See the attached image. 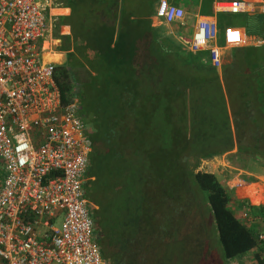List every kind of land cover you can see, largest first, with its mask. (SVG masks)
<instances>
[{"label": "trees", "instance_id": "1", "mask_svg": "<svg viewBox=\"0 0 264 264\" xmlns=\"http://www.w3.org/2000/svg\"><path fill=\"white\" fill-rule=\"evenodd\" d=\"M235 21L249 35L264 38L262 18L261 27L252 30L248 16ZM222 25L219 16L217 26ZM144 38V47L128 42L124 48L116 45L111 55L109 45L103 48L107 62L93 66L94 77L84 73L80 79L74 71L80 64L72 63L71 55L55 68L62 103L77 102L86 127L83 195L103 260L149 264L147 256L158 251L151 264H172L178 243L172 224L185 221L178 213L187 211L196 225L200 208L205 225L195 228L209 248H218L222 264L245 258L264 264L259 239L264 200L252 206L238 195L234 201L225 185L230 174L221 167L215 173L197 171L202 161L225 154L236 169L264 170V45L234 49L232 62L217 70L201 62L204 53L190 56L188 64L172 43L157 42L149 32ZM113 195L121 197L120 228L108 222ZM245 209L249 219L243 220Z\"/></svg>", "mask_w": 264, "mask_h": 264}, {"label": "built area", "instance_id": "2", "mask_svg": "<svg viewBox=\"0 0 264 264\" xmlns=\"http://www.w3.org/2000/svg\"><path fill=\"white\" fill-rule=\"evenodd\" d=\"M49 1L0 0V264H106L83 195L86 127L77 102L61 101L55 81L59 64L44 60L45 53L56 51ZM215 10L240 14L248 5L216 1ZM158 12L165 24L182 26L184 10L169 0L158 1ZM216 40V24L208 18L196 23L190 38L180 39L188 54L206 51L210 65L219 69ZM225 185L234 192L248 183L239 172Z\"/></svg>", "mask_w": 264, "mask_h": 264}, {"label": "crops", "instance_id": "3", "mask_svg": "<svg viewBox=\"0 0 264 264\" xmlns=\"http://www.w3.org/2000/svg\"><path fill=\"white\" fill-rule=\"evenodd\" d=\"M158 1L50 0L47 6L49 35L52 43L55 42V53L62 56L59 65L65 63L71 55L72 63L80 64L74 67L80 79L85 78L86 73L94 77L93 66L107 62L106 55H101L103 48L109 45L107 54L111 55V50L116 45L124 48L128 42L132 44L131 46L139 44L144 47L145 32H149L151 38H155L157 42L167 41V44L175 45L183 52L189 64L190 56L196 54H188L180 39L190 38L196 23L202 18L211 19L216 24V45L221 48L222 54V66L217 70L232 62L234 49L264 45L262 36L249 35L244 27L235 26L236 18L246 15L250 18L251 30L255 27L260 28V18L264 23V0H238L248 5V11L240 14L215 10L216 1L234 0H169L171 4L184 10L182 26L167 25L162 21L158 12ZM219 16L223 18V25L220 28L217 26ZM132 38L134 43L131 41ZM61 46L64 48L63 51H60ZM199 53H204L201 62L208 63V53L206 51ZM245 173L249 175V172ZM259 176L251 172V183H248V186H259L263 183L260 180L264 175L261 178Z\"/></svg>", "mask_w": 264, "mask_h": 264}, {"label": "rangeland", "instance_id": "4", "mask_svg": "<svg viewBox=\"0 0 264 264\" xmlns=\"http://www.w3.org/2000/svg\"><path fill=\"white\" fill-rule=\"evenodd\" d=\"M230 17L235 18L237 16H230ZM51 45L54 47L55 42L51 43ZM46 46L47 45H45V47ZM47 55L50 57L51 61L54 60L55 62H57L58 59L59 60L62 59V56L59 54L55 55L49 52L47 53ZM94 107H95L94 105L91 107L92 110ZM225 165L229 167H223ZM217 167H221L224 170H227L230 176L238 174L240 172L241 174H243V176H245L243 178L247 181V183H251V173H249V175L248 174L246 175L245 171L234 168L231 162L229 161L227 154L217 159L202 161L197 171L215 173ZM254 170L257 176H259V174L264 173V170L259 169L258 166H255ZM226 181H225V184H226ZM262 181L263 183H261L259 186L257 185L247 186L246 190L243 189L244 191L242 194H239V191H236V192L231 191L232 192L230 195L231 198L235 201V199H238L240 196V200H247L250 205L258 206L260 204L259 199L264 200V176L261 178L260 182ZM247 189L249 190V192ZM108 201L112 203L111 209L114 207H116V209L108 210L107 217H110V221L108 220L107 221L110 222L111 225L119 224L118 228H120V224H122L123 219L119 220V217L122 218L123 214H121L118 211L117 206L120 204L121 197L118 198L117 195L116 196L113 195V197L109 199ZM235 206L236 204L235 205L231 204V207L236 212L238 211L237 210L238 207L237 206L235 207ZM196 210H197V216H198L196 217L198 218V221L195 223L196 225L191 224V221L194 220L193 218H187V215H188L187 211H186V214H183L180 212L178 213L181 217L185 218V221L182 220L184 223L182 221H179L178 225H176L174 222L172 224L173 225V235L172 236H174L178 242L175 246L176 251L173 248V255H171V259L173 261L172 264H178L177 262L179 261L181 264H222L220 260L221 258H220V253H219L218 248L216 246H215L216 250L212 247H211L212 249L209 248V241L207 237H204L203 233L202 235H199L197 228L201 223L205 225V221L202 216H199V213L201 212L200 208H196ZM56 226L60 228L61 222H58ZM148 228H151V226H148ZM94 234H95V231H94ZM261 234L262 236H264L263 233ZM126 238H127V233L125 231L123 234V239H126ZM157 252L158 251H156L155 256H153V258L156 257L155 263H157L158 261ZM147 257H148L147 261L149 260L148 261L149 264L153 263L154 259L151 258L152 256H147ZM248 261H249V258H245L243 262H230L227 264H248ZM164 264H167V263H164ZM223 264H226V263H223Z\"/></svg>", "mask_w": 264, "mask_h": 264}, {"label": "bare ground", "instance_id": "5", "mask_svg": "<svg viewBox=\"0 0 264 264\" xmlns=\"http://www.w3.org/2000/svg\"><path fill=\"white\" fill-rule=\"evenodd\" d=\"M47 53H49V52H47ZM47 53L44 54V60L46 62H54V63H56L54 60L53 61L50 60V57L47 55ZM53 54H55V53H53Z\"/></svg>", "mask_w": 264, "mask_h": 264}]
</instances>
